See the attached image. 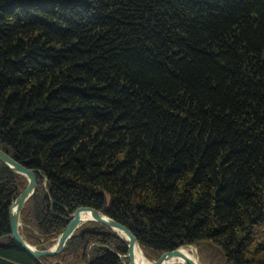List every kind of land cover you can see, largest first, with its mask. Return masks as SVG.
Masks as SVG:
<instances>
[{
  "label": "trees",
  "instance_id": "trees-1",
  "mask_svg": "<svg viewBox=\"0 0 264 264\" xmlns=\"http://www.w3.org/2000/svg\"><path fill=\"white\" fill-rule=\"evenodd\" d=\"M0 148L36 172L38 247L93 206L151 260L264 264V0H0ZM27 183L0 161V264H127L95 220L26 252L9 207Z\"/></svg>",
  "mask_w": 264,
  "mask_h": 264
},
{
  "label": "water",
  "instance_id": "water-1",
  "mask_svg": "<svg viewBox=\"0 0 264 264\" xmlns=\"http://www.w3.org/2000/svg\"><path fill=\"white\" fill-rule=\"evenodd\" d=\"M0 161L5 163L10 169L26 176L28 180L26 187L16 196L9 207V220L11 230L10 236L16 242H18V244L30 255L35 258H40L43 255H52L62 252L66 248L68 240L75 234V231L82 223L88 220H95L109 226L120 237L127 241V264H138L135 259V247L136 245L140 246V244L133 231L124 223L116 220L99 208L93 206H79L78 208H76L75 211L71 214V219L69 220L67 226L58 235L55 242L51 246L41 248L28 242L22 234L21 230V226L23 224L21 211L26 201L36 189V172L33 168L24 165L12 155H10L7 151L1 148ZM185 246L186 245H181L177 248L167 250L155 260H151L147 256L146 257L151 261L150 264H177L172 263V261L176 258H181L183 260V262L180 264H198L196 259L192 255L184 252L182 247Z\"/></svg>",
  "mask_w": 264,
  "mask_h": 264
},
{
  "label": "bare ground",
  "instance_id": "bare-ground-1",
  "mask_svg": "<svg viewBox=\"0 0 264 264\" xmlns=\"http://www.w3.org/2000/svg\"><path fill=\"white\" fill-rule=\"evenodd\" d=\"M182 248H183L184 252L192 255L196 259L197 263L199 264L194 247H191V246L186 247L185 246ZM135 259H136V262L138 264H150L151 263V261L147 259L146 255L144 254V252L142 251V249L139 245H136V247H135ZM182 262H183V260L181 258H176L172 261V263H177V264H180Z\"/></svg>",
  "mask_w": 264,
  "mask_h": 264
},
{
  "label": "rangeland",
  "instance_id": "rangeland-1",
  "mask_svg": "<svg viewBox=\"0 0 264 264\" xmlns=\"http://www.w3.org/2000/svg\"><path fill=\"white\" fill-rule=\"evenodd\" d=\"M190 246L195 248V253L199 264H210V261L207 258L208 249H204V248L201 249L199 246H195V245H190Z\"/></svg>",
  "mask_w": 264,
  "mask_h": 264
}]
</instances>
